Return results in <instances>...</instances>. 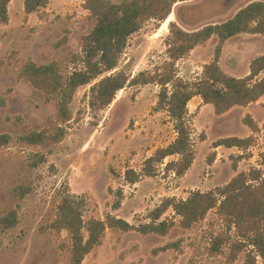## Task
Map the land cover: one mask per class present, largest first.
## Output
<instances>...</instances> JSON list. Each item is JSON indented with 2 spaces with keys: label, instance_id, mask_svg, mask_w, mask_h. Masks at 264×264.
<instances>
[{
  "label": "rangeland",
  "instance_id": "1",
  "mask_svg": "<svg viewBox=\"0 0 264 264\" xmlns=\"http://www.w3.org/2000/svg\"><path fill=\"white\" fill-rule=\"evenodd\" d=\"M253 1L264 0L178 2L172 7L170 21L191 31L222 23ZM23 3L13 0L7 9L8 22L0 23V96L6 100L0 107V134L11 136L8 145L0 146V218L11 210L17 213L14 227L3 229L0 224V264H69V235L49 226L67 188L85 199L84 218L104 219L111 214L138 226L149 222V212L165 198L183 200L196 190H214L237 172L251 168L264 174L259 157L264 149V97L221 116L214 114L211 105L191 99L188 115L195 158L181 177L165 171L166 163L177 158L169 156L155 166L153 176L142 175L135 183L124 179L127 169L140 172L147 158L176 137L166 111L155 109L160 89L156 84L126 87L98 112L88 105L90 85L80 86L70 104L72 120L61 141L40 145L18 141L31 130H53L60 125L54 101H46L40 91L16 77L20 66L29 60L38 65L56 61L61 73L68 76L78 62L73 57L81 52V37L95 23L83 8V0H58L53 9L48 7L49 0L45 8L31 15L24 13ZM166 20L148 21L129 38L116 71L134 75L163 64L169 35ZM216 42L212 37L179 59L175 63L179 78L191 82L199 78L203 66L212 60ZM263 52L264 37L237 35L225 43L220 67L243 77L251 59ZM246 115L260 128L254 133V145L246 151L215 147L221 138L252 135L242 121ZM41 156L43 162H39ZM18 188L28 191L22 199L17 197ZM118 191L123 199L114 209ZM160 220L174 224L165 236L108 228L81 264H243L245 252L233 262L227 259L229 244L237 239L233 231L227 233L220 253L211 251L214 238L223 230L215 209L190 228L180 225V217L171 208ZM255 264L264 261L256 257Z\"/></svg>",
  "mask_w": 264,
  "mask_h": 264
},
{
  "label": "trees",
  "instance_id": "2",
  "mask_svg": "<svg viewBox=\"0 0 264 264\" xmlns=\"http://www.w3.org/2000/svg\"><path fill=\"white\" fill-rule=\"evenodd\" d=\"M10 1L0 0L2 24L8 22L7 7ZM184 1L188 0H83V8L95 23L81 37V52L73 57L74 62L78 61L74 70L64 76L56 61L38 65L29 60L20 66L16 74L19 80L26 81L32 88L40 91L46 101H54L60 125L53 130H31L19 136L18 141L29 145L61 141L67 132L66 125L72 120L70 104L80 86L90 85L88 105L91 111L98 112L111 104L115 95L126 87L156 84L160 89L155 109L166 111L173 123L176 137L166 147L157 149L147 158L140 172L127 169L124 179L135 183L142 175L153 176L155 166L169 156L177 158L166 163L165 171H174L176 176H183L195 158L188 115V103L192 98L200 97L203 104L213 107L216 116H221L234 107H247L256 103L264 96V52L251 59L248 73L243 77L230 75L220 67L223 47L228 40L240 34L264 37V1L247 4L222 23L206 24L191 31L170 21L167 26L169 35L165 40L166 60L161 66L142 70L134 75L116 71L129 38L148 21L164 22L172 15V7ZM48 2L49 0H24V13L29 15L38 12ZM212 37L217 39L213 57L203 66L201 76L193 82L179 78L175 63ZM5 104V98L0 96V107ZM242 121L252 135L244 138H221L215 143V147H236L243 151L252 147L254 133L260 131L259 125L250 115H246ZM10 141L9 134H0V146H6ZM259 157L260 166H264V149ZM241 158L242 156L239 157ZM43 161L44 157H39V162ZM18 190V199L28 193L27 190L21 192V188ZM122 199V192L118 191L113 203L114 209L120 207ZM85 203L83 197L72 194L67 188L61 194L55 219L49 225L54 231H66L69 235V264H81L84 257L101 243L108 228L124 232L137 231L142 235L165 236L174 224L173 221L160 220V217L169 208L180 217L183 228H190L215 209L223 230L214 238L211 251L220 253L222 244L228 239L227 233L233 231L237 239L229 244V262L235 261L241 252H245L243 264H255L256 257L264 261V174L261 169L251 168L247 172H237L225 185L207 192L193 191L183 200L165 198L149 212V222L138 226L111 214L104 219L84 218ZM16 223L15 210L0 218L3 229H10Z\"/></svg>",
  "mask_w": 264,
  "mask_h": 264
},
{
  "label": "crops",
  "instance_id": "3",
  "mask_svg": "<svg viewBox=\"0 0 264 264\" xmlns=\"http://www.w3.org/2000/svg\"><path fill=\"white\" fill-rule=\"evenodd\" d=\"M13 0H11L10 1V3L8 4V7H7V9H9L10 8V6H11V2H12ZM58 0H50V4H48V7H52V9H53V7H54V4H55V2H57ZM46 10L47 11H49V9L48 8H46ZM31 15V14H30ZM264 97V96H263ZM262 97V98H263ZM193 100L194 99H196V100H194V101H196V104H199L200 102L199 101H202L201 100V98L200 97H198V96H196V97H194V98H192ZM199 99V100H198ZM251 105V104H250ZM249 106V105H248Z\"/></svg>",
  "mask_w": 264,
  "mask_h": 264
},
{
  "label": "bare ground",
  "instance_id": "4",
  "mask_svg": "<svg viewBox=\"0 0 264 264\" xmlns=\"http://www.w3.org/2000/svg\"><path fill=\"white\" fill-rule=\"evenodd\" d=\"M170 17H171V15L167 18V20H166L164 25H166L168 22H170Z\"/></svg>",
  "mask_w": 264,
  "mask_h": 264
}]
</instances>
